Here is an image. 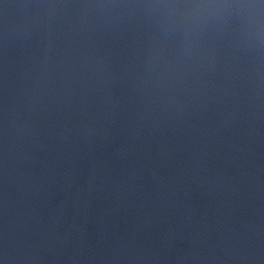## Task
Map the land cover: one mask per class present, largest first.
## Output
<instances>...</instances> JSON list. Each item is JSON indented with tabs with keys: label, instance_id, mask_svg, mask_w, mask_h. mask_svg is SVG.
<instances>
[{
	"label": "water",
	"instance_id": "water-1",
	"mask_svg": "<svg viewBox=\"0 0 264 264\" xmlns=\"http://www.w3.org/2000/svg\"><path fill=\"white\" fill-rule=\"evenodd\" d=\"M0 264H264V0H0Z\"/></svg>",
	"mask_w": 264,
	"mask_h": 264
}]
</instances>
